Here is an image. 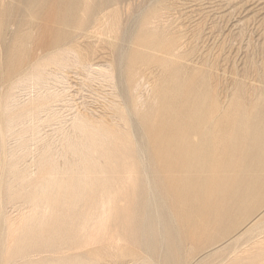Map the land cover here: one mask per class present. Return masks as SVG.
Masks as SVG:
<instances>
[{
	"label": "bare ground",
	"instance_id": "6f19581e",
	"mask_svg": "<svg viewBox=\"0 0 264 264\" xmlns=\"http://www.w3.org/2000/svg\"><path fill=\"white\" fill-rule=\"evenodd\" d=\"M134 2L118 0L114 6L96 12L95 0H0V30L10 37L2 49L5 59L0 61V87L25 68L38 66V60L50 52L79 53L78 41L91 33L115 38L121 30L123 11ZM241 3L251 8L250 19L264 25V0H244ZM87 18L92 19L91 25L84 28ZM161 18L158 8L146 17L130 56L129 73L132 86L137 87L143 67L156 68L159 72L153 100L148 103L146 111L140 113L151 146L154 181L139 179L136 164L126 171L123 179L111 183L102 179L104 172L96 171V166L101 158L109 160V151L103 145L110 142L107 135L110 129L103 131L88 116H77L71 124L75 135L69 137L64 149L75 155L78 166L67 163L66 167L59 168L49 160L40 161V180L26 202L30 205V216L24 217V213V216L9 220L11 234L20 230L24 232L31 226L50 225L63 207H79L85 192H95L96 186L101 189L87 196L91 198L87 215L78 214L73 221L79 224L77 229L80 228L85 241L88 227L92 226L91 231L97 229V232L107 228L118 204L126 203L130 193L136 206L133 213L137 217L132 234L143 239L148 235L155 237L160 232L159 226L164 223L163 226L170 229L166 236L162 235L165 240L160 238L163 242L171 239L173 225L180 222L184 238L197 242L187 249V253L236 230L241 235L249 233L264 219V87L248 86L242 80L232 79V91L228 100L223 101L217 77L205 68L187 64L190 54L179 50L181 44L177 34H168L160 27ZM66 24L73 31L64 34L61 27ZM110 46L115 43L110 41ZM79 60L83 61L81 56ZM254 73L258 78L263 76L258 69ZM1 108L0 163H6L9 155L5 125L13 129L17 116L5 119ZM122 128L125 129L123 125ZM112 132L111 137L120 140L121 132ZM95 134L96 139L93 138ZM88 135L92 139L90 143ZM3 168L4 164H0V175ZM11 173L15 177L17 172L12 169ZM29 176L22 175L18 179L25 183ZM2 188L0 185V192ZM166 200L170 202L167 206L169 222L158 213L152 214L156 209L155 201L166 207ZM96 211L100 218L97 224ZM247 218L249 220L242 224ZM211 227L215 230L209 233ZM95 240L89 239L84 244L93 245ZM142 246H148L155 253L159 264L180 262L179 253L173 251L174 245ZM4 247L3 257L11 260L31 257L32 253L40 251L42 245L29 246L32 252L25 251L27 245ZM95 250L98 263L117 264L126 257L137 258L134 251H126L113 243ZM255 261L256 258L250 264Z\"/></svg>",
	"mask_w": 264,
	"mask_h": 264
},
{
	"label": "rangeland",
	"instance_id": "374dc122",
	"mask_svg": "<svg viewBox=\"0 0 264 264\" xmlns=\"http://www.w3.org/2000/svg\"><path fill=\"white\" fill-rule=\"evenodd\" d=\"M242 1L135 0L133 5L123 11L121 30L115 38L91 33L78 41L79 53L50 52L46 58L38 60V66L27 67L17 77L4 82L5 86L0 87L1 113L5 119L15 115L17 121L13 129L5 125L9 158L7 164L0 163L4 164L0 175V185L3 187L0 192V261L3 259L0 264H110L107 261L98 263L95 258V249L110 243L126 251H134L137 255L135 260L126 257L118 260L117 264H159L155 253L148 246L142 245L161 244L174 245L173 251L179 253L180 258V262L174 264H250L255 258L254 264H264V219L249 233L241 235L236 230L225 238L187 253V249L197 245V242L184 238L180 222L173 225L171 239L163 242V236L170 229L163 226L164 223L159 226L160 232L155 237L148 235L147 239H143L132 234V225L137 217L133 213L136 206L131 193L126 203L118 204L106 230L103 227L100 232L97 229L94 232L91 231L92 226L88 227L86 241L96 239V243L85 245V236L80 233V228L77 229L79 224L77 226L73 221L78 214L87 215V206L91 203V198L87 196L101 189L99 186H96L95 192L92 191L94 193L85 192L79 207H63L58 215L60 217L52 219L54 223L50 221L48 226H31V230L25 228L24 232L12 231V235L8 225L9 220L24 216V213V217L30 216V205L26 202L34 185L40 180V161L49 160L59 168L66 167L67 163L78 166L75 155L64 149L69 137L75 135L71 124L77 116H88L103 131L110 129L109 134L106 133L110 142L103 145L109 151V160L101 158L100 164L97 162L96 166V171L104 172L102 179L110 183L123 179L126 171L136 164L140 172L139 179L154 181L150 161L151 146L140 113L146 111L148 103L153 100V89L158 83L156 80L159 72L156 68L143 67L137 87L132 86L129 78L130 56L144 21L153 9H160V27L168 34H177L181 44L179 50L190 54L187 64L205 68L217 77L223 101L228 100L232 91V79L242 80L248 86L264 87V25L250 19L251 8L243 6ZM95 2L94 10L97 12L114 6L118 0ZM91 21V18H87L84 28L89 27ZM71 26L63 25V33L73 31ZM3 32L0 30V61L5 59L2 49L10 38ZM110 41L115 46H110ZM79 56L83 61L79 60ZM254 68L262 73L261 78L256 76ZM114 130L121 132L120 140L111 137ZM88 138L90 143L92 139L89 135ZM93 138L96 139V134ZM12 169L17 172L15 177L11 173ZM28 174L30 176L26 178L27 181L21 183L18 178ZM155 203L156 209L152 210V214L158 213L165 222H169L167 206L170 202L166 200V207L159 201ZM98 215L96 211V224L100 220ZM247 220L244 219L242 224ZM212 229L215 230L211 227L209 233ZM4 245H27L25 251L29 252H32L30 247L33 245L42 247L40 251L37 248L39 252L32 253L31 257L11 260L6 257V261L3 257Z\"/></svg>",
	"mask_w": 264,
	"mask_h": 264
}]
</instances>
